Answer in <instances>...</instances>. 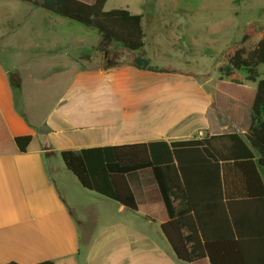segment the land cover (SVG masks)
I'll use <instances>...</instances> for the list:
<instances>
[{"label":"crops","instance_id":"obj_1","mask_svg":"<svg viewBox=\"0 0 264 264\" xmlns=\"http://www.w3.org/2000/svg\"><path fill=\"white\" fill-rule=\"evenodd\" d=\"M144 3L140 10L130 11L144 16L146 56L153 65H171L186 73L141 69L130 63L110 69L86 65L79 56L90 55L91 59L100 34L93 44L90 34L86 36L90 31L80 29L84 35H76L74 29H60L56 27L59 17L51 15L55 13L35 11L39 7L33 5L23 10L20 19L32 13L41 20L26 29L18 28L24 23L20 19L6 17L3 25L8 31L0 49L35 50V61L43 66L33 76L35 82L56 79L54 84L62 86L36 112L27 103L28 77L22 75L25 61L19 65L0 58V264L45 260L54 264H210L206 257L185 262L175 254L162 228L170 215L152 170L128 174L138 204L132 210L85 188L63 158L61 162V151L66 149L171 143L208 133L212 175L222 181L221 187L212 189V196L219 195L226 205L216 211L225 212L227 221L230 215L244 217L245 201L252 199L251 184L238 167L241 165H236L233 141L225 135L245 137L256 88L245 75H238L240 71L231 76L220 73L214 83L209 71L190 66L187 58L184 67L157 62L172 56L169 43L180 38L177 33L164 32L181 23L176 22L177 17L166 18L171 12L147 9ZM19 29L15 45L8 35ZM196 39H191L192 45L198 44ZM11 72L20 76V95L11 83ZM25 134L33 138L27 151L21 152L15 138ZM252 149L257 161L261 154ZM175 205L177 209L185 206L179 197ZM214 222L211 224L220 225V220Z\"/></svg>","mask_w":264,"mask_h":264},{"label":"trees","instance_id":"obj_2","mask_svg":"<svg viewBox=\"0 0 264 264\" xmlns=\"http://www.w3.org/2000/svg\"><path fill=\"white\" fill-rule=\"evenodd\" d=\"M21 1L96 29L101 36L96 49L104 53L103 69L130 63L141 69L183 72L171 65H153L146 56L143 14L133 13L128 8L105 10L107 0ZM253 36L258 40L247 49L244 43ZM124 49L132 53L130 60L119 59ZM221 58V75L231 76L243 71L246 80L257 83L251 105V124L245 137L239 133L225 135L233 141L236 165H241L238 167L246 182L250 180L251 184L252 199L245 201L244 217L230 215L227 221L225 212L216 211L221 207L226 209V205L219 195L213 193L212 196V189L221 187L222 181L212 175L211 137L208 133L199 139L171 143L150 141L66 149L61 155L67 169L85 188L132 210H137L138 204L127 176L136 171L152 170L170 215L162 228L180 260L192 262L206 257L210 264H264V78H259L257 70L258 65L264 63V25L248 24L242 40L223 50ZM187 74L209 76L208 73ZM10 79L18 95L20 76L11 72ZM32 138L31 134L15 138L21 152L27 151ZM251 147L261 154L257 161L253 160L255 154ZM178 197L185 205L183 209H177L175 205ZM188 212L192 214L188 215ZM213 220H220V225H212ZM184 230L189 233L185 234ZM36 264L54 262L45 260Z\"/></svg>","mask_w":264,"mask_h":264},{"label":"rangeland","instance_id":"obj_3","mask_svg":"<svg viewBox=\"0 0 264 264\" xmlns=\"http://www.w3.org/2000/svg\"><path fill=\"white\" fill-rule=\"evenodd\" d=\"M144 3V8L161 10L164 12H171V15H167L166 18H175L176 22L181 24L173 25L170 29L166 30L164 34H178L180 36L179 41L169 43V50L172 56L167 55V58L157 59V62L172 64L180 67L187 66L185 59L190 60V66H198L201 70L209 71L214 77V83H217V78L220 76V66L222 64L221 54L223 50L231 45L240 42L243 37V32L248 24L255 23L257 26L264 25V0H107L105 10L113 8H128L129 10H140L141 4ZM33 7L32 4L21 0H0V43L3 45L4 35L8 31L7 26L3 25L6 21V17L12 15L16 19L22 18L23 10ZM42 13H45L46 9L41 7L36 8ZM12 13V14H11ZM51 13V12H50ZM57 19L59 17V23L56 22V27L73 32L74 29L76 35H84L83 30L90 31L86 33V36L90 34V41L94 44L96 42V36L99 35L96 29L88 28L78 22L70 20L68 18L58 16L57 14H51ZM23 25L18 28H28L31 24L39 22L40 18L34 14H30L27 19H20ZM14 21V20H13ZM186 23H190L189 27H185ZM10 24V23H9ZM191 27V28H190ZM19 31L9 34V38L12 37L11 42L16 45V41L20 38ZM187 35L186 38L183 36ZM190 38H189V37ZM8 38V41L10 40ZM196 39L197 45H192L191 39ZM258 40L257 36L251 37L244 45L247 49L252 48ZM194 42V41H193ZM195 44V43H194ZM123 51V50H121ZM89 53L90 51H85ZM90 55L79 56L82 58L80 61L86 63V65H101L104 53L92 49ZM36 51L23 49H0V58L6 63L10 61L21 64L25 61L24 71L22 75L28 77V93L27 103L39 111L40 108L46 107L47 103L51 101L50 93L53 90L61 89L62 83H55V80H46L44 82H35V77L40 73V69L43 66L37 64L35 61ZM131 54L123 51V56L119 59L121 61L130 60ZM155 60V59H154ZM156 62V60H155ZM188 65V66H189ZM259 78H264V63L257 67ZM244 76L245 73L240 71L238 74ZM62 81V79L60 80ZM213 83V82H212ZM56 86V88L53 86ZM249 84L256 88V82L249 81ZM60 85V86H59ZM211 86V83H208ZM19 91L18 95H20ZM41 105H44L42 107ZM62 162V157L60 158ZM64 163V162H63Z\"/></svg>","mask_w":264,"mask_h":264},{"label":"built area","instance_id":"obj_4","mask_svg":"<svg viewBox=\"0 0 264 264\" xmlns=\"http://www.w3.org/2000/svg\"><path fill=\"white\" fill-rule=\"evenodd\" d=\"M202 134H203V132H202V131H200V132L198 133V135H199V136H202Z\"/></svg>","mask_w":264,"mask_h":264},{"label":"water","instance_id":"obj_5","mask_svg":"<svg viewBox=\"0 0 264 264\" xmlns=\"http://www.w3.org/2000/svg\"><path fill=\"white\" fill-rule=\"evenodd\" d=\"M123 205V204H122Z\"/></svg>","mask_w":264,"mask_h":264}]
</instances>
